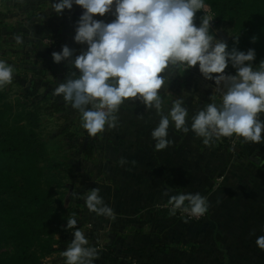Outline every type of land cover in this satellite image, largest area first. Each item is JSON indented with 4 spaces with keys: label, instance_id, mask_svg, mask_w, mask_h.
Wrapping results in <instances>:
<instances>
[{
    "label": "clouds",
    "instance_id": "1",
    "mask_svg": "<svg viewBox=\"0 0 264 264\" xmlns=\"http://www.w3.org/2000/svg\"><path fill=\"white\" fill-rule=\"evenodd\" d=\"M48 4V10L57 16L74 5L83 10L74 41L86 47L78 55L67 45L52 53L55 63L66 61L75 69L53 95L79 113L81 127L89 137L115 128L121 107L139 100L159 116L151 131L157 151L172 144L170 126L184 134L193 132L206 145L231 137L264 144V60L255 64L257 53L252 48L227 50V43L211 29L214 19L206 0H48ZM201 11L205 14L197 26ZM107 14L114 17L111 22L96 18ZM15 39L18 45L23 43L21 36ZM197 65L206 80L214 81L215 89L211 102L192 115L189 124L184 97L172 100L170 106L164 97L176 73L182 75ZM229 65L235 74L226 73ZM14 71L13 65L0 59V90L12 84ZM119 163L123 166L127 161L121 158ZM84 200L90 212L115 219L98 187ZM169 204L192 217L206 215L210 207L208 198L199 193L171 196ZM77 225L75 216L67 219L74 239L62 253L64 264H95L99 252ZM255 243L264 251V235Z\"/></svg>",
    "mask_w": 264,
    "mask_h": 264
},
{
    "label": "rangeland",
    "instance_id": "2",
    "mask_svg": "<svg viewBox=\"0 0 264 264\" xmlns=\"http://www.w3.org/2000/svg\"><path fill=\"white\" fill-rule=\"evenodd\" d=\"M48 9V0H0V59L7 61L15 69L12 84L3 90L7 91L9 101L12 103L29 101L36 105L34 107L39 108L34 114L38 116L39 131L46 141L48 154L54 157L53 164L63 163L62 166L46 170L50 176L64 184L61 188L55 186L52 203L57 209L60 223L57 224L58 226L47 223L43 229L57 240L65 236L70 240L74 230L67 229V219L75 216L78 220L77 226L83 233L86 232L89 236L97 232L102 234L103 238L96 247L99 257L95 264H139L140 261H151L152 264H217V248L215 249L217 247V145L221 144L210 143L209 150L212 152L209 154L210 158H200L205 169L200 164L196 169L189 168L194 174L206 172L205 175L199 173L198 177H193L199 180V184L194 186V190L190 185L191 190L188 192L199 193L208 198L210 207L206 215L192 217L182 210H173L169 200L159 202L157 206L147 209L115 208L114 204L118 201L115 188L117 185L114 183L116 175L111 174L115 178L113 182L108 181L106 168L116 167L117 160L108 161L103 159L102 155L116 151L114 148L117 145L111 146L107 142L113 137H109L111 135H114L117 141V126L96 138L89 137L86 130L81 127L79 113L67 105L62 97L53 95L54 89L58 86V83H55L56 77L59 76L57 73H63L60 74L62 83L75 69L62 63V69L59 70L57 68L59 64H55L52 53L61 51L65 45L74 48L75 28L83 10L80 6H76L73 11L66 14L63 12L62 15L57 16ZM209 12L214 19L211 22L212 31L216 33L218 39L227 42L231 37L230 28L224 24H217L210 5ZM96 18L105 22L114 19L111 14ZM18 35L23 40L19 45L15 39ZM82 47L85 48L86 45ZM48 71L54 72L50 78ZM226 73L235 74L228 68ZM173 85L176 90H180L174 93L176 92L180 98L184 97L185 105L195 110L193 115L205 103L211 102L210 97L215 89L214 81L206 80L200 73L198 65L186 70L182 75L176 73ZM217 99H219L218 94ZM32 107L30 109H33ZM236 139L238 140V137L227 138L229 145L226 146L234 148ZM212 172L214 176L210 174ZM110 183L112 184L109 185ZM97 187L105 204L113 209L115 219L97 215L87 209L84 197L91 189ZM210 188L213 191H210ZM59 192L66 193L64 198L61 199ZM72 192H76L77 195L71 197ZM163 198H166L165 194ZM119 216L123 221L129 219L128 222L133 217L135 225L123 224V227H118L116 222ZM105 230L117 232L118 235L111 239L110 234L106 235ZM182 239L190 243L188 248L193 244H199V241L201 244L204 242L205 246L202 245L198 253L196 247L177 251L175 246L171 248L169 245L171 241L178 243ZM144 244L145 251L139 252V249L144 248L140 245ZM108 246H114L116 254L120 257L118 262L110 258ZM128 247L137 248L132 254L133 259L123 252ZM163 247H166V250H162ZM56 248V252L44 258L43 264H64L65 258L62 253L66 247L58 244ZM12 252L13 247L8 240L1 242L0 259L8 257ZM116 254L112 256L115 257Z\"/></svg>",
    "mask_w": 264,
    "mask_h": 264
},
{
    "label": "crops",
    "instance_id": "3",
    "mask_svg": "<svg viewBox=\"0 0 264 264\" xmlns=\"http://www.w3.org/2000/svg\"><path fill=\"white\" fill-rule=\"evenodd\" d=\"M74 49L78 55L84 48L75 43ZM62 63L67 65L66 61L59 63L57 67L59 70L62 69ZM47 73L50 78L54 72ZM174 76L168 84L169 93L164 97L168 106L172 100L180 98L176 94L180 90H176L173 85ZM163 91L162 88L161 92ZM188 110L190 124V117L195 110L192 108ZM117 117V141L114 135H111L109 137H113L107 142L111 146L116 144L117 147L114 148L116 151L102 155V158L108 161L117 160L116 167L106 168L108 181L113 182L115 177L111 174L116 175L114 183L117 185L115 188L118 201L114 204L115 208H152L159 202L168 201L174 196V192L176 195L188 193L191 190L190 185L194 190L199 180L193 177H198L199 173L205 175L206 172L194 174L189 168L196 169L200 164L205 169L200 158H210L209 154L212 153L209 150L210 144H204L203 138L197 137L193 132L184 134L170 126L168 138L172 144L164 150H155L151 131L158 125L159 116L154 111L149 112L139 100L126 102L117 113ZM121 158L127 161L123 166L119 163ZM262 162L264 144L245 143L242 138H238L234 148L217 145V247H215L217 264H264V251L259 250L255 243L258 236L264 235ZM210 174L214 176L213 172ZM211 188L210 191H213ZM164 194L166 198H163ZM118 218L116 222L118 227H123V224L135 225L133 217L129 222V219L123 221L120 216ZM105 233L118 235L117 232L107 230ZM198 243L188 248L190 243L182 239L178 243L171 241L169 245L171 248L175 246L177 251L196 247L199 253L204 242ZM140 246L144 247L145 244Z\"/></svg>",
    "mask_w": 264,
    "mask_h": 264
},
{
    "label": "trees",
    "instance_id": "4",
    "mask_svg": "<svg viewBox=\"0 0 264 264\" xmlns=\"http://www.w3.org/2000/svg\"><path fill=\"white\" fill-rule=\"evenodd\" d=\"M206 3L212 8L217 24L230 28L231 37L226 42L228 51L252 48L257 53L255 64L264 60V0H206ZM203 15L202 11L197 13V26ZM228 70L235 73L231 65ZM55 83H61L57 77ZM34 106L29 101L12 103L7 91L0 90V245L8 240L13 247L12 254L0 259V264H43L44 258L57 251L56 245L67 248L74 239L73 234L70 240L66 236L57 240L43 229L47 223H60L52 203L55 186L61 188L64 184L46 170L63 163H52L54 157L48 154L46 141L39 131L38 116L34 114L39 108ZM211 143L229 145L227 138ZM59 193L61 199L64 198L66 193ZM84 234L94 247L99 246L103 238L98 232L90 236ZM107 248L110 258L118 262L120 257L114 246ZM162 250H166L165 247ZM136 251L137 248L128 247L123 252L132 256ZM138 251L144 252L145 248ZM139 264L150 263L140 261Z\"/></svg>",
    "mask_w": 264,
    "mask_h": 264
},
{
    "label": "water",
    "instance_id": "5",
    "mask_svg": "<svg viewBox=\"0 0 264 264\" xmlns=\"http://www.w3.org/2000/svg\"><path fill=\"white\" fill-rule=\"evenodd\" d=\"M67 11H68V10L65 9V10H64V13H67ZM58 81L61 82V75L58 76ZM261 165H262V167L264 168V162H262ZM109 237H110L111 239H114L115 234L112 233V234L109 235Z\"/></svg>",
    "mask_w": 264,
    "mask_h": 264
},
{
    "label": "flooded vegetation",
    "instance_id": "6",
    "mask_svg": "<svg viewBox=\"0 0 264 264\" xmlns=\"http://www.w3.org/2000/svg\"><path fill=\"white\" fill-rule=\"evenodd\" d=\"M75 7H76V5H75Z\"/></svg>",
    "mask_w": 264,
    "mask_h": 264
},
{
    "label": "built area",
    "instance_id": "7",
    "mask_svg": "<svg viewBox=\"0 0 264 264\" xmlns=\"http://www.w3.org/2000/svg\"><path fill=\"white\" fill-rule=\"evenodd\" d=\"M222 139V138H221Z\"/></svg>",
    "mask_w": 264,
    "mask_h": 264
}]
</instances>
